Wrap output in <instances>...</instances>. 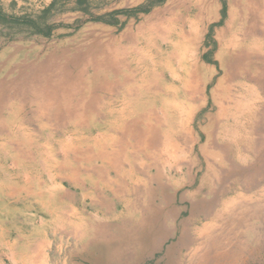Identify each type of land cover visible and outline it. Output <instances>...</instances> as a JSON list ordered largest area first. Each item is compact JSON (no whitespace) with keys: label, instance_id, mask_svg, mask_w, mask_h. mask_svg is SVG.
Listing matches in <instances>:
<instances>
[{"label":"rangeland","instance_id":"374dc122","mask_svg":"<svg viewBox=\"0 0 264 264\" xmlns=\"http://www.w3.org/2000/svg\"><path fill=\"white\" fill-rule=\"evenodd\" d=\"M60 1L49 23L63 25L62 33L0 35V264H30L35 248L46 264H264V0H165L120 26L87 23L75 32L67 27L74 14ZM148 1L89 0L90 13ZM208 5V13L200 9ZM0 7L12 17L41 11L36 0H0ZM192 23L199 26L193 50L206 104L195 125L188 120L198 103L188 100L184 84H196L179 36L186 41ZM152 48L163 52L165 67L156 75L144 58ZM114 116H121L116 125ZM146 127L160 141L149 150L133 138ZM89 157L102 168L104 159L120 160L101 176L119 181L115 196L104 195V215L83 218L67 206L66 193L87 178ZM137 159L152 162L137 172ZM190 170L194 184L182 186ZM183 207L195 211L194 221L179 237L189 216L174 210ZM204 226L209 238L199 235Z\"/></svg>","mask_w":264,"mask_h":264},{"label":"crops","instance_id":"0c3cea01","mask_svg":"<svg viewBox=\"0 0 264 264\" xmlns=\"http://www.w3.org/2000/svg\"><path fill=\"white\" fill-rule=\"evenodd\" d=\"M36 1H38V4H39V6L41 8V11H42V10L46 9L53 1L55 2V5H57V1L58 0H36ZM87 1L90 4L89 0H87ZM60 3L63 4V6H67L69 4L70 9L65 14H74L73 22L75 20H77V19H81V18L85 17V15H83V13H81L79 11H76L74 9L75 0H61ZM114 12H116V11H114ZM141 14H144V13H141ZM54 15L56 16V12L54 13ZM80 15H82V16H80ZM134 16H128L127 17V16H124V15H115V16L113 15V18L117 21V24L113 25V26H120L125 21H131ZM222 20H223V16L221 15V18L219 19L218 23H221ZM72 23H70L68 25H71ZM212 28H213L212 25L209 26V31H211ZM54 33H62V31H61L60 28H57V29H55L52 32V35ZM205 46H206V44H205ZM205 50L209 51L208 53L210 54L211 51H212V46L210 44L207 45L205 47ZM196 106H198L199 110L198 109L194 110V114H192V116H191L192 119L190 118V120H188L189 123H191L193 125L197 124L198 121H197L196 118L201 114V112L199 113V111H200L201 108H206V104L202 101L199 104H197ZM114 118L115 119H114L113 122H114L115 125L119 121H121V119H120L121 116H120V118L118 120H117L118 117L114 116ZM121 129H122V127H121ZM134 131H133V138H137V140H138L137 143L139 145V148H143V149H146V150L147 149L148 150L149 149H153V148H155V144L157 142H160L158 137H157V135H156L157 132H155L153 128H152V130H150V128L148 127V129H145V131H140V130H134ZM153 132H155V133L153 134ZM130 134H131V137H132V132H130ZM126 136H127L126 138L128 140H130L129 132L126 133ZM195 144L196 143L194 141L193 145H195ZM162 148H163V146H162ZM151 157H152L153 160L155 159L154 155H151ZM85 161H87V164L89 166L88 169H87L88 172H89L87 174V178L83 177V180L81 182V186L80 187L74 186L73 184H71V186H69V189H68L69 191H67V193H66V199H67L66 203H67V206H69L70 209H72V211H76V212L80 211L83 214V218H86V216L89 217L90 215L103 216L104 215V212H103L104 211V204H105V200L103 199L105 197L104 195L108 192V193L113 194V196H115L114 186L117 185L119 180L109 179L108 177L106 179H103V177L101 178V176L104 175L105 172L113 171L112 168L109 169V168H107V166H112V165H117V164L120 165V160L118 161L117 164H115L114 162L113 163L111 162V164H110V158H107V160L106 159L102 160V161H106V163L103 162L104 165L106 166V168H102V167L100 168V167H94L93 166V165H98V164L102 163V162L100 163V160L98 161L97 158L94 159V158H90L89 157ZM122 161H123V159L121 160V164H122ZM151 162L152 161L146 162L143 159H137L136 162H135V164L139 165V166H137L138 167L137 168V172H142L143 169L145 170V166L150 164ZM125 163H127L129 165L133 164L131 162V160L125 161ZM193 165H196V163H194ZM118 171H120L119 175L122 176V175H127V173L130 174L133 171V168L131 167V168H128L127 170H123L122 168H119ZM180 171H182V170H180ZM184 172H185V174H184ZM184 172H183L184 176L180 177V181H182V186H185V183H186L185 187H190L191 183L194 184V179L191 178V177H193V175H195V171L194 170L193 171L190 170V172H187V171H184ZM67 180H68V178H67ZM142 180L143 179L142 178L140 179V177H139V179L137 181V184L142 183ZM107 184H109V185H107ZM61 187H63V186H61ZM188 190H189V188H183L182 189V191H183V200L181 201V203L182 202L183 203H187V199L186 198H187V196L190 195V193H188ZM92 191H94V192H92ZM194 195H195V193H194ZM75 199L77 200L76 202H75ZM174 211L177 212V213H181L182 212L183 214H187V216H189L188 218L185 217L182 220L183 232H181V233L179 232V234H178L179 237H182V236H184L183 233H184V229H185L184 227H185L186 223H188L190 221L191 222L194 221V213H195V211L192 210V209H186V207H183L182 210H178V211L174 210ZM149 212H152V211L149 209ZM106 213L113 214L114 210L113 209H110V210L106 209ZM186 219H187V221H186ZM82 223H83L82 225L86 228V223L85 222H82ZM83 226H82V228H84ZM176 243H178V241H176Z\"/></svg>","mask_w":264,"mask_h":264},{"label":"bare ground","instance_id":"6f19581e","mask_svg":"<svg viewBox=\"0 0 264 264\" xmlns=\"http://www.w3.org/2000/svg\"><path fill=\"white\" fill-rule=\"evenodd\" d=\"M182 1V0H181ZM197 2L198 3H201V4H204L205 2H206V0H197ZM200 4V5H201ZM192 5V4H191ZM217 6H218V4H217ZM209 7H210V5H208L207 7L205 6V7H201L200 9L202 10V11H204V12H206V13H208L209 12ZM220 7V6H219ZM241 7V6H240ZM247 7V6H246ZM237 8H238V6H237ZM195 9V8H194ZM219 9V8H218ZM222 9H223V6H222ZM175 11V10H174ZM221 11V10H220ZM201 12V11H200ZM262 12V11H261ZM217 14V13H216ZM176 15V14H175ZM220 16V15H219ZM168 17V16H167ZM211 18V17H210ZM175 19V18H174ZM174 19H173V21H174ZM166 20V19H165ZM211 20V19H210ZM240 20V19H239ZM264 20V19H263ZM207 21V20H206ZM169 22V21H168ZM172 22V21H171ZM204 24V23H203ZM168 25V24H167ZM181 26H183V25H181ZM164 27V26H163ZM167 27V26H166ZM260 27V26H259ZM189 28V27H188ZM160 29H162L161 27H154L153 29H152V31H153V33H156V31L157 30H160ZM198 29H199V26L196 24V23H192L191 24V29L189 30V37H187V40L185 41V39H186V36H185V34L183 35L182 34V32H181V34H179V36L181 37V39L182 40H184V42H185V44H184V51H183V61H185L186 63H187V67H186V69H187V73H188V71H189V73L187 74L188 75V77H190L191 79H192V81H193V83L194 84H196V86L195 85H192V82H190V81H187L185 84H184V88L188 91V100H190V101H193V102H195V103H200V95H199V91H198V80H199V78H198V69H199V67H200V65H199V63H198V60H197V53L193 50V42H194V40L196 39V37H197V35H198ZM178 30H179V28H178ZM164 31V30H163ZM244 32V31H243ZM169 33V32H168ZM218 33V32H217ZM216 34V33H215ZM223 34V33H222ZM161 35V34H160ZM259 36V35H258ZM261 37V36H260ZM155 38H158V34L156 35V37ZM219 38V37H218ZM165 39H166V37H165ZM223 39V38H222ZM168 42V41H167ZM150 51L151 52H149V55L146 53V54H144V58L145 59H148L149 60V63H150V65H151V68H150V72H151V74H154V75H156V74H158L159 73V69H161V70H163L162 68H164L165 66H163L162 64H161V61L163 60V52L160 50V49H158V48H152V49H150ZM208 52V51H207ZM230 52V51H229ZM240 53V52H239ZM244 54V53H243ZM123 55V54H122ZM170 55H172V54H170ZM236 55V54H235ZM239 55V54H238ZM236 57V56H235ZM140 60V57L138 58V61ZM208 60V59H207ZM228 64H230V63H228ZM106 65V64H105ZM226 65V64H225ZM104 66V65H103ZM102 67V66H101ZM225 68V67H224ZM144 71V70H143ZM250 72V71H249ZM258 73V72H257ZM124 75H126L127 77H129V79L130 80H134L135 81V75L133 74V73H126V74H124ZM160 76H161V74H160ZM157 77V76H156ZM159 77V76H158ZM165 77V76H164ZM164 77H163V79H164ZM142 78H140V79H138V81H140ZM162 79V78H161ZM229 79V78H228ZM190 80V79H189ZM232 80V79H231ZM129 81V80H128ZM137 81V80H136ZM156 81H159V79L158 78H156ZM227 81V80H226ZM200 82H201V80H200ZM158 84H157V82H155L154 84L153 83H148V84H139L138 86H137V89H139L140 87H143V86H147L148 87V89L149 90H151L152 88H155L156 86H157ZM233 87V86H232ZM104 89H105V87H104ZM133 89V88H132ZM159 89V88H158ZM221 90V89H220ZM104 91V90H103ZM133 91V90H132ZM155 91V90H154ZM157 91V90H156ZM215 91V90H214ZM127 92H131V90H130V88H128L127 89ZM158 92V91H157ZM216 92V91H215ZM232 92V91H231ZM161 93H162V91H161ZM187 93V92H186ZM256 94V93H255ZM257 96V95H256ZM249 100V99H248ZM145 104V103H144ZM251 104V103H250ZM247 105H248V103H247ZM220 109H221V107H219ZM244 108V107H243ZM158 109V108H157ZM196 109V108H195ZM195 109H193V110H195ZM236 109V108H235ZM247 109V108H246ZM199 110V109H198ZM147 111V110H146ZM242 112V111H241ZM244 112V111H243ZM153 114V113H152ZM161 114H163V113H161ZM139 117V116H138ZM155 117V116H154ZM191 117V116H190ZM145 118V117H144ZM163 118V117H162ZM153 119V118H152ZM192 119V118H191ZM231 119V118H230ZM232 119H234V118H232ZM244 119V118H243ZM162 120V119H161ZM196 120V119H195ZM142 121V120H141ZM158 121V120H157ZM182 121H183V123L184 124H186L187 123V120H183L182 119ZM219 121V120H218ZM155 122V121H154ZM180 124V123H179ZM184 124H183V126L181 127V128H183V127H185L184 126ZM179 126V125H178ZM146 128H148V127H146ZM152 128V127H151ZM239 130V129H238ZM148 131V130H147ZM154 131H156V130H154ZM135 132V131H134ZM237 132V131H236ZM155 132H153V134H154ZM188 133V132H187ZM135 134V133H134ZM143 134V133H142ZM234 134H235V132H234ZM136 135V134H135ZM232 135V134H231ZM237 136V135H236ZM141 139V138H140ZM139 139V140H140ZM135 140V139H134ZM156 140V139H155ZM151 141V140H150ZM196 141V140H195ZM206 141H210V139H206ZM96 142V141H95ZM154 142V141H153ZM232 142V141H231ZM230 142V143H231ZM234 142V141H233ZM126 143V142H125ZM164 143V142H163ZM167 143V142H166ZM31 144V143H30ZM211 144V143H210ZM234 144V143H233ZM151 145V144H150ZM20 146V145H19ZM30 146V145H29ZM227 146V145H226ZM90 147V146H89ZM149 147V146H148ZM220 147V146H219ZM103 149V148H102ZM69 150V149H68ZM74 150V149H73ZM79 150H80V148H79ZM104 150V149H103ZM106 150V149H105ZM108 151V150H107ZM205 151V150H204ZM221 151V150H220ZM44 152V151H43ZM69 152H70V150H69ZM76 152V151H75ZM81 152V151H80ZM173 152V151H172ZM228 152H230V151H228ZM222 153V152H221ZM225 153V152H224ZM70 154H72V153H70ZM112 154V153H111ZM173 154V153H172ZM75 155V154H74ZM170 155V154H169ZM88 156V155H87ZM174 156V155H173ZM202 156V155H201ZM224 156V155H223ZM76 157V156H75ZM86 157V156H85ZM98 157V156H97ZM167 157H168V155H167ZM227 157H229V155L227 156ZM102 158V157H101ZM225 158H226V156H225ZM95 159V158H94ZM98 159V158H97ZM99 161V160H98ZM225 161H226V159H225ZM229 161V160H228ZM243 162V161H242ZM113 163V162H112ZM221 163V162H220ZM227 163V162H226ZM12 164H13V162H12ZM111 164V163H110ZM104 165V164H103ZM247 165V164H246ZM13 166V165H12ZM59 167V166H58ZM76 167H77V165H76ZM116 167V166H115ZM226 167V166H225ZM238 167V166H237ZM61 168V167H60ZM91 168V167H90ZM93 168V167H92ZM101 168V167H100ZM113 168H114V166H113ZM208 168H210V167H208ZM110 169V168H109ZM115 169V168H114ZM141 169V168H140ZM71 171V170H70ZM74 171V170H73ZM72 171V172H73ZM76 171H77V169H76ZM162 172V171H161ZM116 173V172H115ZM109 174V173H108ZM114 174V173H113ZM156 174V173H155ZM74 175H75V173H74ZM157 175V174H156ZM208 175V174H207ZM17 176V175H16ZM79 176V175H78ZM68 178V177H67ZM75 178V177H74ZM29 180V179H28ZM70 180V179H69ZM61 181V180H60ZM28 182V181H27ZM61 183V182H60ZM65 184V183H64ZM211 184V183H210ZM76 185V184H75ZM83 185V184H82ZM96 185V184H95ZM107 185H109V184H107ZM125 185H127V184H125ZM67 186V185H66ZM73 186V185H72ZM97 186V185H96ZM175 186V185H174ZM208 186V185H207ZM127 187V186H126ZM7 189H9L8 187H6ZM25 188V187H24ZM200 188V187H199ZM28 190V189H27ZM21 192V191H20ZM241 194V193H240ZM104 195V194H103ZM19 196V195H18ZM84 196V195H83ZM195 196V195H194ZM199 196V195H198ZM58 197H59V195H58ZM240 197V196H239ZM195 198V197H194ZM10 199V198H9ZM27 199V198H26ZM16 200H18V199H16ZM234 205V204H233ZM224 207V210H227V211H229V205H225V206H223ZM2 209V208H1ZM165 209V208H164ZM164 211V210H163ZM167 213V212H166ZM165 213V214H166ZM77 215V214H76ZM66 219V218H65ZM18 220V219H17ZM62 220V219H61ZM60 220V221H61ZM19 221V220H18ZM213 226V225H212ZM59 227V226H58ZM58 229V228H57ZM77 229V228H76ZM105 230V229H104ZM103 230V231H104ZM209 230H210V228H207L206 226H204L203 227V229L199 232V235L201 236V235H205V237H207V238H209V234L211 233V232H209ZM63 231V230H62ZM61 232V231H60ZM128 232V231H127ZM136 232V231H135ZM75 233V232H74ZM76 233H78L77 231H76ZM127 234V233H126ZM133 234V233H132ZM103 237V236H102ZM104 238V237H103ZM89 241V240H88ZM97 241V240H96ZM106 241V240H105ZM91 242V241H90ZM88 243V242H87ZM89 244V243H88ZM96 244V243H95ZM198 244V243H197ZM94 245V244H93ZM200 245H202V244H200ZM214 244H212V246H213ZM39 246H40V244H39ZM34 247V246H33ZM83 247V246H82ZM199 247V246H198ZM47 248V247H46ZM86 248V247H85ZM40 249V248H39ZM48 249V248H47ZM96 249V248H95ZM33 250V249H32ZM41 250H42V248H41ZM41 250H38V249H34L33 251H32V255H31V258H30V264H46L45 263V261H44V256H43V253L41 252ZM194 250V249H193ZM199 250V249H198ZM195 251V250H194ZM192 255H194L193 253H192ZM1 256V255H0ZM201 256V255H200ZM1 258V257H0ZM13 260V259H12ZM110 260H112V259H110ZM218 261V260H217ZM4 263H5V261H3ZM14 262V261H13Z\"/></svg>","mask_w":264,"mask_h":264},{"label":"trees","instance_id":"16d2710c","mask_svg":"<svg viewBox=\"0 0 264 264\" xmlns=\"http://www.w3.org/2000/svg\"><path fill=\"white\" fill-rule=\"evenodd\" d=\"M165 0H153L139 6L133 10H121L108 14L106 16H94L90 13L91 5L87 0H75L76 11H79L85 15L84 18L75 20L71 25H67L73 32L79 30L87 23H103L106 25H116L117 21L113 18V15L134 16L137 13H148L150 8L155 5H160ZM55 10V2L53 1L46 9L42 10L37 16H21L12 17L7 15L0 7V35L1 31L6 30L8 34L14 33L16 35L24 34L25 37L41 36L45 39H49L52 36V32L60 27H64L61 24H50L49 20L53 17ZM224 13V7L221 10V14Z\"/></svg>","mask_w":264,"mask_h":264}]
</instances>
